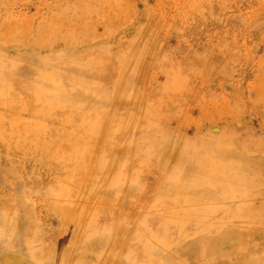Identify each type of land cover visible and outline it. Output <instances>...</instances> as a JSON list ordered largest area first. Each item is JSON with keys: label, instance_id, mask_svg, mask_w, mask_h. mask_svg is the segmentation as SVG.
Instances as JSON below:
<instances>
[{"label": "rangeland", "instance_id": "obj_1", "mask_svg": "<svg viewBox=\"0 0 264 264\" xmlns=\"http://www.w3.org/2000/svg\"><path fill=\"white\" fill-rule=\"evenodd\" d=\"M38 263L264 264V0H0V264Z\"/></svg>", "mask_w": 264, "mask_h": 264}, {"label": "bare ground", "instance_id": "obj_2", "mask_svg": "<svg viewBox=\"0 0 264 264\" xmlns=\"http://www.w3.org/2000/svg\"><path fill=\"white\" fill-rule=\"evenodd\" d=\"M219 164V163H218ZM241 168V167H240ZM190 180V179H189ZM170 184V183H169ZM177 184V183H176ZM171 185V184H170ZM171 187H172V185H171ZM174 189V188H173ZM177 189V188H176ZM196 189V188H195ZM191 190H192V188H191ZM177 191H178V189H177ZM171 192V191H170ZM178 192H180V191H178ZM205 192V191H204ZM182 194V193H181ZM176 195V194H175ZM176 196H179V193L176 195ZM178 199H179V197H177ZM177 199V200H178ZM170 203V202H169ZM172 204V203H171ZM178 204V203H177ZM168 223V222H167ZM169 224V223H168ZM227 242V241H226ZM16 247V246H15ZM205 250H206V247H205ZM16 251V250H15ZM17 252V251H16ZM51 255V254H50ZM29 260V259H28ZM34 260H35V258H34ZM39 264V263H38Z\"/></svg>", "mask_w": 264, "mask_h": 264}]
</instances>
